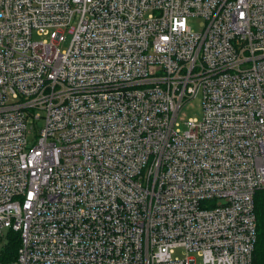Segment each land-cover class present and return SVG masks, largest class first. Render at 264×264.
<instances>
[{
    "label": "built area",
    "instance_id": "2783aa9c",
    "mask_svg": "<svg viewBox=\"0 0 264 264\" xmlns=\"http://www.w3.org/2000/svg\"><path fill=\"white\" fill-rule=\"evenodd\" d=\"M257 202L264 0H0V264H254Z\"/></svg>",
    "mask_w": 264,
    "mask_h": 264
},
{
    "label": "trees",
    "instance_id": "16d2710c",
    "mask_svg": "<svg viewBox=\"0 0 264 264\" xmlns=\"http://www.w3.org/2000/svg\"><path fill=\"white\" fill-rule=\"evenodd\" d=\"M257 234L258 240L254 253V264H264V209L257 202ZM20 247V235L18 233H7L5 243L0 252V261L10 262L16 259Z\"/></svg>",
    "mask_w": 264,
    "mask_h": 264
},
{
    "label": "rangeland",
    "instance_id": "374dc122",
    "mask_svg": "<svg viewBox=\"0 0 264 264\" xmlns=\"http://www.w3.org/2000/svg\"><path fill=\"white\" fill-rule=\"evenodd\" d=\"M204 20L200 17L191 18L189 21V26L192 28V30L195 33H199L203 30ZM71 38L69 36L66 37V40L62 46L63 50H66L69 47ZM203 115V109H202V95H199L197 98L189 102L182 110L180 114V119L183 121H187L190 118H197L201 119ZM43 126V123H40V127ZM184 129V126H183ZM7 231H4V234L7 235ZM3 243L0 244V251L2 249ZM175 258H185L186 253L183 252L182 249H177L175 254ZM191 258H194L196 260V264H203L202 259L196 255L195 253H190L188 255Z\"/></svg>",
    "mask_w": 264,
    "mask_h": 264
}]
</instances>
